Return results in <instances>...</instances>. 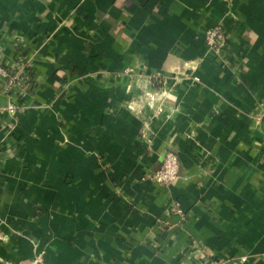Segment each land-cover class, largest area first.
I'll list each match as a JSON object with an SVG mask.
<instances>
[{"label":"crops","instance_id":"crops-1","mask_svg":"<svg viewBox=\"0 0 264 264\" xmlns=\"http://www.w3.org/2000/svg\"><path fill=\"white\" fill-rule=\"evenodd\" d=\"M21 61L0 264H264V0H0V63ZM169 151L178 179H146Z\"/></svg>","mask_w":264,"mask_h":264},{"label":"built area","instance_id":"built-area-1","mask_svg":"<svg viewBox=\"0 0 264 264\" xmlns=\"http://www.w3.org/2000/svg\"><path fill=\"white\" fill-rule=\"evenodd\" d=\"M205 44L212 53L221 55L227 47L228 38L223 25L209 28L205 33ZM31 67L21 61L12 70L0 63V93L7 99L16 98L22 92H28L31 88ZM10 112L15 111V106L10 104L7 108ZM179 158L176 153L167 152L161 168L148 174L149 179L157 184L169 185L178 179ZM246 257L237 260H218L213 264H245Z\"/></svg>","mask_w":264,"mask_h":264},{"label":"trees","instance_id":"trees-1","mask_svg":"<svg viewBox=\"0 0 264 264\" xmlns=\"http://www.w3.org/2000/svg\"><path fill=\"white\" fill-rule=\"evenodd\" d=\"M31 76H30V81H31V84H32V82H33V74H32V70H31V74H30Z\"/></svg>","mask_w":264,"mask_h":264}]
</instances>
